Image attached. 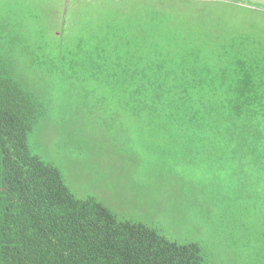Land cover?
Wrapping results in <instances>:
<instances>
[{
	"label": "trees",
	"instance_id": "trees-1",
	"mask_svg": "<svg viewBox=\"0 0 264 264\" xmlns=\"http://www.w3.org/2000/svg\"><path fill=\"white\" fill-rule=\"evenodd\" d=\"M64 1L101 13L81 14L78 32L62 48L70 62L62 66L50 57L52 72L61 71V88L94 83L103 110L118 103L136 119L140 144L176 156L184 151L189 166L201 163L199 183L175 182L199 206L208 205L197 217L217 218L264 249L263 19L167 13L141 6L145 0ZM221 1L238 14L264 15L261 2ZM2 20L12 33V18ZM13 46L0 44V264H217L209 256L212 245L170 239L93 195L74 193L67 169L33 138L49 115L41 88L23 80L32 73L39 85L38 49ZM27 52L35 59L15 68V56ZM60 134L52 139L70 137ZM68 143L62 142L67 149ZM223 205L229 208L217 207ZM243 206L247 217L239 221L235 209ZM243 261L234 264H248Z\"/></svg>",
	"mask_w": 264,
	"mask_h": 264
},
{
	"label": "rangeland",
	"instance_id": "rangeland-1",
	"mask_svg": "<svg viewBox=\"0 0 264 264\" xmlns=\"http://www.w3.org/2000/svg\"><path fill=\"white\" fill-rule=\"evenodd\" d=\"M89 1L94 4L96 0ZM193 1L199 3V0ZM200 1H204V6L191 4L192 0H145L140 5L167 13L183 9L195 15L219 13L229 20L235 16L244 19L245 16L254 23H260L259 19H263L264 23V15L246 14L240 10L244 15L238 14L235 9H225L222 6L225 1L212 0L210 6L205 0ZM238 1L264 3V0ZM69 4L64 0H0V44L14 45L17 52L38 49L36 56L40 57V67L35 72L39 75V85L32 84L35 83L32 73H27L23 80L32 88H41L48 101V118L33 136L45 143L48 152L43 153L55 159L59 167L67 169L66 180L78 197L93 195L119 215L145 222L170 239L182 243L198 241L208 247L212 245L209 256L217 264H234L241 260H244L243 263L258 264V261L264 260V249L248 244L246 233L230 231L217 218L211 222L203 220L208 219L206 216L198 218V209H206L208 205L201 202L199 206L196 196H190L189 192L176 186L175 182L199 183L201 177L198 173L203 170L201 163L189 166L186 155L182 154L184 151L176 156L173 152L153 149L147 143L140 144L142 137L137 132L140 128L136 119L124 112L118 103L103 110V94L94 83L87 81L86 86L61 88L57 77L61 71L52 72V65L57 59L62 66L71 61L67 53V59H62V48L78 32L83 17L81 14L90 9L93 18H99L101 13L92 5L76 8ZM5 17L12 18V33L4 29L2 19ZM167 24L172 28L171 21ZM250 24L245 25L249 27ZM232 32L236 34V30ZM30 38L31 45L28 42ZM21 39L24 41L20 42ZM50 57H56V60L53 62ZM30 59L34 60V55L19 53L15 56V68ZM60 132L69 133V139L58 136L59 143L52 139L57 133L61 136ZM64 140L69 142L68 149L62 144ZM188 168H191L190 176ZM200 193L203 194V190ZM217 207L229 208L225 205ZM247 209V206L235 209L239 221L246 219ZM189 214L192 216L189 217Z\"/></svg>",
	"mask_w": 264,
	"mask_h": 264
}]
</instances>
